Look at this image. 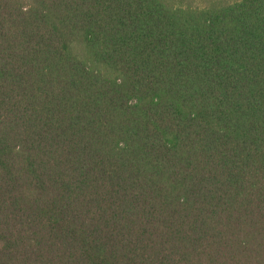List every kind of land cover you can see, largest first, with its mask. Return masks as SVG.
Instances as JSON below:
<instances>
[{
    "label": "trees",
    "instance_id": "obj_1",
    "mask_svg": "<svg viewBox=\"0 0 264 264\" xmlns=\"http://www.w3.org/2000/svg\"><path fill=\"white\" fill-rule=\"evenodd\" d=\"M0 264H264V0H0Z\"/></svg>",
    "mask_w": 264,
    "mask_h": 264
},
{
    "label": "rangeland",
    "instance_id": "obj_2",
    "mask_svg": "<svg viewBox=\"0 0 264 264\" xmlns=\"http://www.w3.org/2000/svg\"><path fill=\"white\" fill-rule=\"evenodd\" d=\"M164 1L166 3L171 4V6L209 8V7H213L215 4L218 3H223L226 1L232 2L234 0H164Z\"/></svg>",
    "mask_w": 264,
    "mask_h": 264
}]
</instances>
